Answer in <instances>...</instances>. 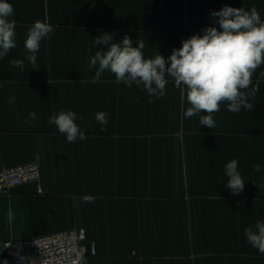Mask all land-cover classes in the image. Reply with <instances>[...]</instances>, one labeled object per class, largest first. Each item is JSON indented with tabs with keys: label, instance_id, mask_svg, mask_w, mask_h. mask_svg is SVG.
<instances>
[{
	"label": "crops",
	"instance_id": "crops-1",
	"mask_svg": "<svg viewBox=\"0 0 264 264\" xmlns=\"http://www.w3.org/2000/svg\"><path fill=\"white\" fill-rule=\"evenodd\" d=\"M7 2L16 47L0 58V169L33 162L40 180L0 194V264L6 240L69 228L83 229V244L94 250L83 264H264L244 234L264 221V65L253 75L254 109L233 113L222 103L212 129L199 115H183L189 105L171 77L157 99L108 71L93 83L89 68L101 33L116 42L128 35L133 46L139 39L146 58H167L183 40L218 28L211 13L226 5L255 6L264 20V0ZM37 20L54 31L32 68L24 41ZM12 59L24 60L23 72ZM61 110L77 113L85 140L69 143L49 124ZM99 111L106 125L95 120ZM29 112L37 117L31 126ZM232 159L244 179L239 194L225 186Z\"/></svg>",
	"mask_w": 264,
	"mask_h": 264
},
{
	"label": "clouds",
	"instance_id": "clouds-1",
	"mask_svg": "<svg viewBox=\"0 0 264 264\" xmlns=\"http://www.w3.org/2000/svg\"><path fill=\"white\" fill-rule=\"evenodd\" d=\"M13 14V5L0 0V58L16 47L15 21L9 19ZM211 15L218 18V28L206 27L202 29V35L194 34L183 40L182 46L174 48L167 58L159 53L154 58H146L143 53L145 44L139 39L133 46L128 35L122 42H116L114 34L101 33L93 40V45L102 47L89 58V68L96 69L93 83L99 82L102 74L108 71L115 76L117 83L122 82L129 88L142 86L149 97L158 99L166 94L167 77H171L189 105L183 115L186 118L199 115V124L209 129L215 126L213 114L220 111L222 103L226 102L227 110L233 113H240L242 109L252 111L255 106L250 101L259 91L258 83L253 85V75L264 65V20L255 6L245 10L226 5ZM53 31L51 24L40 20L28 29L24 41L28 53L25 59L33 65L32 68H37L36 54L41 41ZM9 63L21 72L25 69L24 60L12 59ZM14 102L15 97H10L9 103ZM36 118L35 112H29V120L25 123L31 126L30 121ZM76 120V112L61 110L50 116L48 122L73 143L87 138ZM95 120L106 125L108 114L99 111L95 113ZM105 130L101 127V131ZM225 175L228 177L225 186L231 193L239 194L244 190V179L238 171L236 159L225 165ZM82 200L90 203L94 198L86 195ZM13 219L14 213L9 210L8 220ZM244 234L247 242L264 254V221L258 220L246 227Z\"/></svg>",
	"mask_w": 264,
	"mask_h": 264
},
{
	"label": "built area",
	"instance_id": "built-area-1",
	"mask_svg": "<svg viewBox=\"0 0 264 264\" xmlns=\"http://www.w3.org/2000/svg\"><path fill=\"white\" fill-rule=\"evenodd\" d=\"M40 180L38 165L33 162L0 169V194L26 183ZM81 228L57 230L47 234L3 242L1 264H83L94 253L83 244Z\"/></svg>",
	"mask_w": 264,
	"mask_h": 264
}]
</instances>
